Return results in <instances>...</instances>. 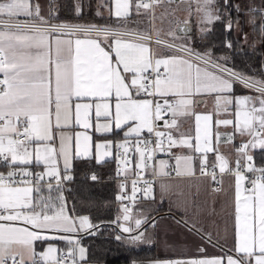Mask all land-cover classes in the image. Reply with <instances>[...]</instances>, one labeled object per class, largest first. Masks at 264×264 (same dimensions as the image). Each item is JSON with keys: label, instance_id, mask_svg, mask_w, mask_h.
<instances>
[{"label": "snow or ice", "instance_id": "1", "mask_svg": "<svg viewBox=\"0 0 264 264\" xmlns=\"http://www.w3.org/2000/svg\"><path fill=\"white\" fill-rule=\"evenodd\" d=\"M105 224L128 264H264V0H0V264H100Z\"/></svg>", "mask_w": 264, "mask_h": 264}, {"label": "trees", "instance_id": "2", "mask_svg": "<svg viewBox=\"0 0 264 264\" xmlns=\"http://www.w3.org/2000/svg\"><path fill=\"white\" fill-rule=\"evenodd\" d=\"M114 168L115 165L110 164L103 171L111 174ZM75 187L76 204L80 212L91 214L96 221L105 222L111 221L117 215L118 204L114 202L115 184H92L85 181L81 173ZM112 227L114 226L105 224L103 236L89 237L85 243L91 245L90 251L100 264H128V253L111 239ZM140 255L157 256L155 248H144Z\"/></svg>", "mask_w": 264, "mask_h": 264}, {"label": "crops", "instance_id": "3", "mask_svg": "<svg viewBox=\"0 0 264 264\" xmlns=\"http://www.w3.org/2000/svg\"><path fill=\"white\" fill-rule=\"evenodd\" d=\"M161 158L167 159V157H165V156H163ZM156 191H157V193L159 192V181L157 182V185H156ZM202 198L203 199H209V200H211V198L210 197H207V196H202ZM156 207H159L160 208L159 215H165L167 213V210H168V203L165 202L162 206L159 205V204H152V208H156ZM217 210L219 211V206L217 207ZM168 223H171V221H169ZM219 223H220V228H221V231H222L223 228L225 227V222H224L223 219H220L219 220ZM227 226L229 228V237H230L231 236V221L230 220H227ZM155 250H156V255H161V253H162V250L161 249L155 248Z\"/></svg>", "mask_w": 264, "mask_h": 264}, {"label": "built area", "instance_id": "4", "mask_svg": "<svg viewBox=\"0 0 264 264\" xmlns=\"http://www.w3.org/2000/svg\"><path fill=\"white\" fill-rule=\"evenodd\" d=\"M164 156V154H161V157H163ZM166 157V156H165Z\"/></svg>", "mask_w": 264, "mask_h": 264}, {"label": "rangeland", "instance_id": "5", "mask_svg": "<svg viewBox=\"0 0 264 264\" xmlns=\"http://www.w3.org/2000/svg\"><path fill=\"white\" fill-rule=\"evenodd\" d=\"M181 15H183V14H181Z\"/></svg>", "mask_w": 264, "mask_h": 264}]
</instances>
